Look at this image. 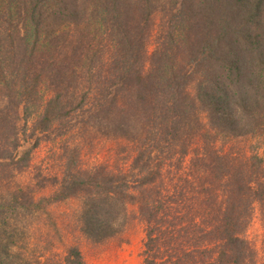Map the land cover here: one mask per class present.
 Masks as SVG:
<instances>
[{
  "label": "trees",
  "instance_id": "obj_1",
  "mask_svg": "<svg viewBox=\"0 0 264 264\" xmlns=\"http://www.w3.org/2000/svg\"><path fill=\"white\" fill-rule=\"evenodd\" d=\"M146 1L152 7L158 6ZM91 2L94 4L85 0H0V81L6 82L7 77L24 80L23 100L14 104L16 116L19 117L21 107L23 121L36 111L35 135L46 133L53 123L64 121L76 112L68 109L74 91L62 87L66 78L77 82L79 87L74 85L75 91L82 90L80 102L88 101L92 120V114L97 116L98 111L100 115L104 109L110 111L113 105V113L135 105L137 112L132 109L131 113L141 129L134 139L141 149L132 163L134 171L103 177L85 171L67 172L58 191L49 198L36 202L19 190L23 196L14 199L10 207L24 209L28 202L35 211L42 204L79 198L88 206V221L90 216L91 221L103 230L110 229L113 235L111 226L114 227L120 215L125 222L128 207L138 206L146 227L147 264H255V251L243 233L255 206L264 218V159L257 152L251 156L223 153L222 148H215V142L225 137H240L244 142L264 139V0H162L158 6L160 12L153 9L147 16L148 22L151 23L156 13H164L163 17H172L173 24L167 32L156 33L157 44L151 54L145 46L154 31L150 23L129 30V9L121 0ZM97 2L109 7L106 12ZM99 21L109 28L106 39L115 51L111 58L101 62L98 74L93 72L86 80L76 74L77 68L71 70L69 64L63 65L58 60L63 53L59 44L72 40L67 36L59 39V32L71 27H89ZM43 43L48 51L43 49ZM17 57L19 62L15 66ZM68 58L65 55V60ZM107 60H112V64L108 65ZM89 61L93 63L92 58ZM44 82L46 96L40 90ZM191 84L195 86V95L187 90ZM118 85L125 89L122 99L109 104L114 102L109 97L116 94ZM128 97L133 99L127 100L130 104L126 106L124 99ZM203 106L211 111V124L202 132L205 142L194 151L193 160L219 169L220 178L217 184L209 186V192H213L220 212L217 222L212 217L207 226L193 223L206 237L205 245L184 254L169 253L168 240L183 216L173 213L178 202H173L171 196L160 189L156 196L151 193L158 185L159 168L163 164L159 161L158 167L153 161H157V153L164 155L162 144L173 149V154L187 152L185 143H180L181 136L189 137L191 145V135L203 130L198 117L207 111L202 110ZM2 119L6 121L5 117ZM10 132V138L0 135V168L3 173L9 169L8 174L21 170L29 160V151L19 152L23 139L18 126L13 124ZM196 201L199 207H207L206 202L197 198ZM197 215L207 218L212 214L197 211ZM84 227L89 237L88 224ZM21 240L16 230L0 231V251L10 259L15 258L13 264H41L17 253ZM186 254L192 260L181 258ZM0 264H4L2 259ZM63 264L86 263L79 249L70 246Z\"/></svg>",
  "mask_w": 264,
  "mask_h": 264
},
{
  "label": "rangeland",
  "instance_id": "obj_2",
  "mask_svg": "<svg viewBox=\"0 0 264 264\" xmlns=\"http://www.w3.org/2000/svg\"><path fill=\"white\" fill-rule=\"evenodd\" d=\"M85 1L94 4L91 0ZM137 1L121 0V3L129 9L127 13L129 30L140 26H149L148 14L153 9L158 10V6L162 3V0H151L153 4L158 5L152 7L153 5H150L149 1ZM100 5L103 12H106L109 8ZM100 5L98 4L99 7ZM133 5L139 7L135 9L131 7ZM163 15L164 13H156V16H152L150 24L153 26L154 31L152 36L145 41L148 54L155 50L158 37L156 33L158 34V31L163 30L167 32L173 24L172 17H163ZM108 32L109 28L105 27L100 21L98 24L89 27L83 25L79 29L72 27L61 29L58 38L62 39V36H67L68 39L72 40L59 44L63 48V53L58 60H61L63 65L69 64L71 70L77 68L76 74L80 78L87 80V76L93 74V72L97 75V71L102 69L101 62L107 57L111 58L115 51L106 39ZM45 44L43 43V49L48 51L44 46ZM40 47L42 48V46ZM70 52H76V54H70ZM65 55L69 57L67 60H65ZM91 58L93 63L89 61ZM107 61L108 65L112 64V60ZM18 62L19 57L14 59L15 66H18ZM89 70L92 73L87 72ZM80 78L77 80L80 81ZM91 82L89 78V85ZM23 85L24 80L14 77H7L6 82L4 80L0 81V135L10 138V129L13 124H16L21 134L20 137L27 140L25 143L22 140L19 152L29 151L28 163L21 170L11 171L8 174L9 169H6L3 173L1 172L2 168H0V231L10 232L16 230V232H19L22 240L18 243L17 253L24 254L29 260L37 259L41 264H63L66 250L70 246H76L79 249L86 264H147L145 261L147 257L146 227L139 216L138 206L128 207L125 222L122 215H120L115 221L114 227L111 226V231H114L113 235L110 233V229L103 230L102 226L91 221L90 216L88 221L86 213L88 206H85L79 198H72L47 206L42 204L35 211H33V207L29 206L28 202L24 204V209H19L16 205L10 207L16 201L14 199L21 198L23 194L36 202L41 198H49L58 191L67 172L85 171L103 177L110 173L122 172V174H128L129 171H134L132 163L138 150L141 149V146L137 147L134 139L138 129H141L138 123L133 120V114L131 113L132 109L137 112V109L133 108L135 105L131 108H129L131 105L127 108L124 107L114 113L112 112L115 108L114 105L110 111L104 109V113L100 112V115L97 114V111L95 112L97 116L92 114L93 124L90 112L87 109L89 106L88 101L80 102L82 90L75 91L73 86L79 87L77 82L69 81L66 78L63 79L62 87L68 86L72 88L70 92L74 91L68 109L70 112L72 110H76V112L64 121L53 123L52 128L46 133L35 135L33 128L37 120L36 111H34V114L29 115L26 121H23L21 107L19 117L16 116L14 104L23 100L21 97L24 91ZM45 86V82L42 83L40 90L46 96L47 87L45 88ZM124 90L118 85L115 91L116 94L112 93L109 97V101L114 99V102H109V104L116 101L120 102ZM187 90L195 95L193 84ZM64 91L68 93V90ZM130 99L133 98L124 99L126 106L130 104L126 102ZM24 104L22 103V105ZM201 108H203L202 110L207 109V111L198 115L203 130L199 129L198 133L195 132L191 135V145L189 144V137L181 136L180 143H185L187 152L173 154V149H169L168 145L164 146L162 144L161 148L164 149V155L157 153L158 159L153 161V165L158 167L159 161L163 164L159 168L158 185L151 190V193L156 196L158 189H160L162 193L171 196L173 202H178L173 207V213L183 216V221L175 225L176 231L173 237L168 240L169 253L184 254L186 250L205 245L207 243L206 237L198 231V228L194 227L193 223L197 222L201 227L207 226L209 225L208 220L213 217L212 221H216L217 214L220 212V207L214 203L213 192H209V186L217 184L220 178L219 169H215L216 165L209 167L210 164L205 165L193 160L195 157L194 151L199 150V147L205 142V138H202L201 134L203 131L208 130L211 124V111L207 106ZM215 115H218V113ZM3 117L6 118V121L2 119ZM29 136L31 139L28 138ZM244 141L245 139L240 137L220 138L215 142V148H222L223 153H246L248 156H251L253 152H257L264 159V139L256 138L251 141ZM223 142L225 144H222ZM220 171L222 172L221 168ZM229 171H231V168ZM19 190H23V194L19 193ZM196 198L201 202H206L207 207H199ZM10 201L11 203H9ZM197 211L210 212L212 215L207 218L206 216L198 217ZM121 213L122 211H120ZM87 224L89 226V237L83 230L84 225ZM99 226L101 230L98 229ZM243 238L255 251V264H264V218L261 216L258 206L254 207L250 222L243 233ZM164 240L165 238H162V243H164ZM212 243L214 242L212 241ZM12 252H15V249H12ZM0 256L4 264H13L15 259H10L2 251H0ZM181 258L192 260V257L188 254L181 255Z\"/></svg>",
  "mask_w": 264,
  "mask_h": 264
}]
</instances>
